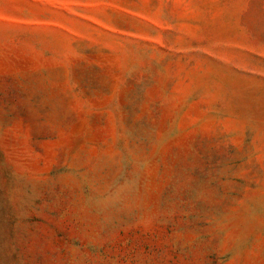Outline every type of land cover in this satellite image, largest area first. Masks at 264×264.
<instances>
[{"label": "rangeland", "instance_id": "374dc122", "mask_svg": "<svg viewBox=\"0 0 264 264\" xmlns=\"http://www.w3.org/2000/svg\"><path fill=\"white\" fill-rule=\"evenodd\" d=\"M0 264H264V0H0Z\"/></svg>", "mask_w": 264, "mask_h": 264}]
</instances>
